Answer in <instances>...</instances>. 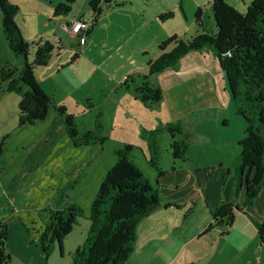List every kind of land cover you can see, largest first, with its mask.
Masks as SVG:
<instances>
[{
  "label": "rangeland",
  "instance_id": "374dc122",
  "mask_svg": "<svg viewBox=\"0 0 264 264\" xmlns=\"http://www.w3.org/2000/svg\"><path fill=\"white\" fill-rule=\"evenodd\" d=\"M63 1L16 0L17 5H13L17 8L13 19L25 42L43 39L56 47L48 64L34 70L37 83L50 99L48 112L55 120L46 137L39 140L38 136L35 164L29 162V167H25L28 177H16L20 183L16 194L5 196L2 204L0 221L7 229L9 264H70L72 252L85 242L89 205L105 173L114 165L117 149L131 147L133 163L152 186L158 170L148 162L150 156L158 169H169L170 137L160 132L156 150L150 149L151 141L147 139L148 131L170 121L165 100L157 106L142 103L136 87L147 82L153 88L159 85L161 90L156 74H149L150 66L177 46L172 42L161 48L162 42L176 38L186 44L196 36L210 35L205 32L208 17L214 21L212 0H112L111 4L97 5L98 12L91 10L88 0H75L67 17L54 15L55 6ZM251 1L222 0L241 13L246 12ZM168 12L171 16L165 17ZM77 19L85 26L80 42L79 37L70 38L62 27ZM33 54L34 48L29 51L27 62L32 61ZM206 112L211 116L197 120V116ZM182 122L183 133L190 138L187 142L191 143L188 154L191 166L208 167L202 174L217 171L218 163H212L214 169L210 166L213 157L217 160L222 155L226 162L229 153L238 150L236 141L246 128L232 99L226 106L196 111ZM67 125L73 130V138L66 133ZM98 125L95 138L104 142L82 145L79 141L83 135L95 132ZM25 170L20 173L24 174ZM69 204L79 206L84 213L64 238L61 251L54 245L45 261L37 247L38 237L50 225L54 213L63 211ZM199 215L198 210L188 220L186 244L181 248L173 242L169 255L172 264H184L190 259L195 264L203 241L209 247L212 244L216 230L207 225L199 241L198 236H193ZM215 224L211 225L224 226ZM248 235L249 231L244 229L240 235L229 237L232 246L237 247L236 252L244 245V253H236L240 264L254 250L247 239L241 243Z\"/></svg>",
  "mask_w": 264,
  "mask_h": 264
},
{
  "label": "trees",
  "instance_id": "16d2710c",
  "mask_svg": "<svg viewBox=\"0 0 264 264\" xmlns=\"http://www.w3.org/2000/svg\"><path fill=\"white\" fill-rule=\"evenodd\" d=\"M92 11L98 12L101 2L111 4L112 0H88ZM75 0H64L54 8V15L67 16ZM212 15L217 29L216 35H199L186 44L171 38L162 42L160 47L176 43L171 53H165L151 64L149 74H158L165 69H174L178 61L192 51H206L213 55L222 70L227 91L237 108V114L245 122L244 139L239 141L240 160L236 170V190L245 188V203L251 204L262 189L264 179V0H252L246 12L229 7L222 0H212ZM17 8L7 0H0L2 28L8 44L17 56L25 58L24 69L18 79L12 73L0 68V82L7 83L8 92H20L18 85H26L28 90L21 94L18 105L19 126L32 125L43 120L48 112L50 99L36 82L34 70L44 67L55 46L47 40L33 43L25 42L14 22ZM171 16L166 13L165 17ZM80 38V36H78ZM34 48L33 59L27 62L30 49ZM138 99L152 105L162 98L158 87L143 83L136 87ZM66 126V133L74 137L73 130ZM95 132H87L80 139L82 145L104 142L95 138ZM181 122L164 124L162 127L147 132L151 141L150 149L156 150L157 136L160 132L170 135L169 155L173 160L186 161L188 146L182 136ZM132 149L124 146L114 152L115 163L105 173L93 201L89 205L87 219L89 228L85 242L71 255L70 264H125L135 246L137 226L161 203L159 195L147 177L132 161ZM148 162L161 173L150 156ZM230 204H220L213 211V218L220 223L223 219L230 227L233 216ZM84 210L75 204H69L63 211L52 216L49 226L39 235L37 247L44 260L57 245L62 249V242L72 230ZM257 236L264 249V223L256 226ZM7 247V229L0 221V264H9Z\"/></svg>",
  "mask_w": 264,
  "mask_h": 264
},
{
  "label": "crops",
  "instance_id": "0c3cea01",
  "mask_svg": "<svg viewBox=\"0 0 264 264\" xmlns=\"http://www.w3.org/2000/svg\"><path fill=\"white\" fill-rule=\"evenodd\" d=\"M22 1L30 3L32 0ZM8 2L12 5L16 4V0H8ZM206 25L208 26L206 29L203 27L202 31L205 29L207 34L216 35L217 29L212 18L210 20L208 17ZM65 26L62 27L65 28ZM59 37L61 36H57ZM69 37L73 38L70 35ZM24 62L25 58L20 60L11 50L2 28L0 15V68L3 67L12 73L13 79H18L24 69ZM155 76L162 87V98L154 106H157L163 99L165 100V107L170 116L169 123L179 121L181 125H184L182 122L184 118L190 117L196 111H206L219 105L226 106L231 101L226 91L227 84L223 72L213 59V55L206 51L189 52L178 61L176 68L165 69ZM37 84L42 89V86ZM18 87L20 92H8L7 83L0 82V213L3 212L2 204L6 200L5 196H14L19 188V179L16 177H28L29 174L25 167H29V162L35 164L33 159L37 139L49 134V127L55 120L54 116L51 117L48 112L43 120L32 125L19 126L18 105L21 94L27 91L28 87L22 83ZM156 87L159 88V85ZM209 116L211 115L206 112L204 115L197 116V120ZM164 124L161 123L157 129ZM37 129L41 131L37 133ZM183 129L182 136L176 135L175 139L181 138L187 143V159L186 161L173 160L168 153L169 169L162 171L160 168L161 173H156L153 187L161 203L147 217L140 220L137 226L135 246L125 264H172L173 259H170L169 255L173 242H177L181 248L186 244L188 239L185 237L190 230L188 220L197 214L198 210L200 220L196 223L193 236H198L196 240L199 241L200 236L204 234L202 232L207 228L215 229L216 234L213 235L210 247L208 242L203 241L204 244L195 264H240L236 253H244V245L238 249V251L241 250L240 252H236L237 247L232 246L229 237L237 233L240 235L244 229L249 231V235L245 236L241 243L243 244V240L247 239L248 244L250 246L252 244L254 250L251 257H246L244 261L239 259V261L243 262L241 264H264V249L259 243L256 229L258 224L264 223V179L262 189L255 200L251 204H246L245 188L234 192L236 190L235 175L240 160L239 145H237L238 150L235 149L233 153H229L226 162L221 158L222 155L217 160L215 159L217 157H213L210 166L214 169L212 163H218L217 171L202 174V171L207 170L208 167L202 169L204 167L191 166L192 161L188 160L191 143L187 142L190 138L183 133ZM244 136L243 131L241 138L239 137L236 141L237 144L244 139ZM27 162L28 165H26ZM197 166H202V164ZM24 170L25 176V172L20 173ZM223 203L230 204L229 210L233 216L231 226L224 229L221 228L226 227L223 219L220 223L224 226L219 228L211 225H217L215 224L217 220L212 218V214ZM202 239L205 240V238ZM198 241L196 245H199ZM191 261L192 259L185 263L192 264Z\"/></svg>",
  "mask_w": 264,
  "mask_h": 264
},
{
  "label": "built area",
  "instance_id": "2783aa9c",
  "mask_svg": "<svg viewBox=\"0 0 264 264\" xmlns=\"http://www.w3.org/2000/svg\"><path fill=\"white\" fill-rule=\"evenodd\" d=\"M84 24L83 22H81L79 19L77 20H72L69 26H65V30L70 34V36L72 37H77V36H81V34H83V28H84ZM83 37L79 38V42L80 40H82Z\"/></svg>",
  "mask_w": 264,
  "mask_h": 264
},
{
  "label": "clouds",
  "instance_id": "9594fccd",
  "mask_svg": "<svg viewBox=\"0 0 264 264\" xmlns=\"http://www.w3.org/2000/svg\"><path fill=\"white\" fill-rule=\"evenodd\" d=\"M80 36V35H79ZM78 37V36H77ZM82 37H83V35H82ZM80 38H81V36H80Z\"/></svg>",
  "mask_w": 264,
  "mask_h": 264
}]
</instances>
